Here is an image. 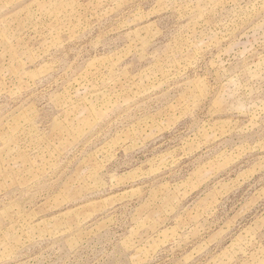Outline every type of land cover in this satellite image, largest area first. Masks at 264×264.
<instances>
[{"label":"rangeland","instance_id":"1","mask_svg":"<svg viewBox=\"0 0 264 264\" xmlns=\"http://www.w3.org/2000/svg\"><path fill=\"white\" fill-rule=\"evenodd\" d=\"M0 264H264V0H0Z\"/></svg>","mask_w":264,"mask_h":264}]
</instances>
